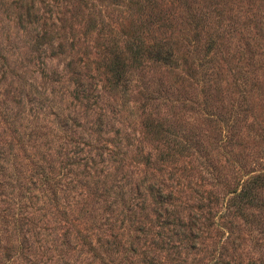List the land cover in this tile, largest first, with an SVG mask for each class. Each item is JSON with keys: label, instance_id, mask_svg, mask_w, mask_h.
I'll return each mask as SVG.
<instances>
[{"label": "rangeland", "instance_id": "1", "mask_svg": "<svg viewBox=\"0 0 264 264\" xmlns=\"http://www.w3.org/2000/svg\"><path fill=\"white\" fill-rule=\"evenodd\" d=\"M262 176L264 0H0V264H264Z\"/></svg>", "mask_w": 264, "mask_h": 264}, {"label": "trees", "instance_id": "2", "mask_svg": "<svg viewBox=\"0 0 264 264\" xmlns=\"http://www.w3.org/2000/svg\"><path fill=\"white\" fill-rule=\"evenodd\" d=\"M147 55H150L154 59H160V60H170L172 52L171 50L163 45H154L153 47H146L145 50ZM165 62V61H164ZM121 65V64H120ZM120 65L118 66V69L121 70ZM120 73V71L117 73V75ZM264 178V176H262ZM262 178V180H264Z\"/></svg>", "mask_w": 264, "mask_h": 264}]
</instances>
